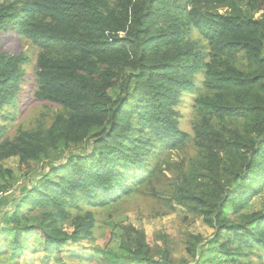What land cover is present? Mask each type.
<instances>
[{
    "label": "trees",
    "instance_id": "trees-1",
    "mask_svg": "<svg viewBox=\"0 0 264 264\" xmlns=\"http://www.w3.org/2000/svg\"><path fill=\"white\" fill-rule=\"evenodd\" d=\"M7 30L41 50L32 99L60 112L45 130L5 138L0 159L25 162L60 145H91L53 167L54 178L36 181L13 222L24 207L65 219L68 210L109 211L141 195L154 203L153 217L175 206L200 216L229 257L241 246L264 252V206L241 213L264 185V0H9L0 2V35ZM190 32L207 52L183 39ZM24 77L19 59L0 54L2 121L12 120L1 111L14 108ZM184 92H199L191 133L178 122ZM5 129L0 124V138ZM68 226L46 214L17 229L13 244L20 254L22 239L35 236L41 251L59 253L87 240L93 212ZM121 230L129 262L166 264L150 254L144 231ZM201 240L189 235L186 253Z\"/></svg>",
    "mask_w": 264,
    "mask_h": 264
},
{
    "label": "rangeland",
    "instance_id": "rangeland-1",
    "mask_svg": "<svg viewBox=\"0 0 264 264\" xmlns=\"http://www.w3.org/2000/svg\"><path fill=\"white\" fill-rule=\"evenodd\" d=\"M9 0H0L5 2ZM159 27L165 28L161 24ZM197 51L207 52L206 43L193 32L184 36ZM0 54L6 57L19 59L21 70L25 73L22 83V93L17 98L15 106H6L1 115H11L12 120L2 121L5 126L0 143L12 139L20 132L45 130L60 112L55 104L36 102L32 99L34 89L33 79L36 70V61L41 50L31 41L7 30L0 35ZM53 58H60L57 54ZM199 92H184L177 104L178 122L182 131L191 133L195 116L192 105ZM88 142L69 143L42 153L37 159L22 162L18 156H9L0 159V264H133L129 262V254L125 250L122 236V225H132L144 231L146 243L150 247V254L157 260L167 264H264L262 250L249 251L241 246L243 253L231 257L220 251V242L213 240V230L209 229L198 215H194L186 208L175 206L172 214L153 217L156 212L154 203L141 195L131 196L120 206L109 211L86 208L68 210V217H58L55 210H38L22 208L17 215L18 223L13 222L17 205L23 197H29L34 183L45 176L54 178L50 171L53 167L61 166L71 154L86 155L91 150ZM7 151V150H6ZM191 154L190 149L185 150ZM185 151L170 155L174 160ZM7 153V152H6ZM28 194V195H27ZM133 198V199H132ZM264 206V185L258 196H253L243 207L241 213L260 210ZM93 212L94 228L87 240L78 244L68 242L59 253L47 254L38 248L34 242L35 236L24 237L22 245L25 247L18 254V248L13 244L15 231L25 226H32L42 221L46 214L50 219L57 221L58 228H68L70 222L78 216ZM228 217L235 219L233 210H228ZM69 231V230H68ZM189 235L201 236V242L196 243L192 255L186 253ZM229 249L234 251L237 244H230ZM38 250V251H36Z\"/></svg>",
    "mask_w": 264,
    "mask_h": 264
},
{
    "label": "built area",
    "instance_id": "built-area-1",
    "mask_svg": "<svg viewBox=\"0 0 264 264\" xmlns=\"http://www.w3.org/2000/svg\"><path fill=\"white\" fill-rule=\"evenodd\" d=\"M2 196H3V193H0V199H1Z\"/></svg>",
    "mask_w": 264,
    "mask_h": 264
}]
</instances>
